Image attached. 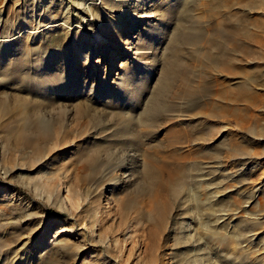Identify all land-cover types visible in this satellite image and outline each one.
<instances>
[{"label":"rangeland","instance_id":"374dc122","mask_svg":"<svg viewBox=\"0 0 264 264\" xmlns=\"http://www.w3.org/2000/svg\"><path fill=\"white\" fill-rule=\"evenodd\" d=\"M92 6L0 0V264H264V0Z\"/></svg>","mask_w":264,"mask_h":264},{"label":"bare ground","instance_id":"6f19581e","mask_svg":"<svg viewBox=\"0 0 264 264\" xmlns=\"http://www.w3.org/2000/svg\"><path fill=\"white\" fill-rule=\"evenodd\" d=\"M76 3H78L79 5H82L84 8H88L89 10H91V8L93 7L92 6V0H74ZM109 0H103V3H107ZM155 0H151V2L153 3ZM101 13H102V15H105V14H107L105 11H103V10H101ZM91 16V15H90ZM109 16V15H108ZM99 17V16H98ZM130 27V25L129 26H127L126 28H129ZM141 37V36H140ZM147 40H144L141 44H140V46H138V49L142 46H146L147 45ZM141 47V48H142ZM208 59V58H207ZM231 90V89H230ZM232 90H234V89H232ZM226 91H228V90H226ZM225 91V93L227 94V92ZM234 91H236V90H234ZM232 93V92H231ZM227 94V98H229L230 97V99L232 98V99H234V100H236L235 98H237L238 96H239V94L237 95V93H234V94ZM249 93V92H248ZM224 94V93H223ZM225 94V95H226ZM229 96V97H228ZM254 96H255V94H251L250 95V97L249 96H247V95H242L241 96V98L239 99H237L238 101L239 100H241L242 99V101L243 102H245L248 106H249V104H251L252 102H253V100H254ZM226 98V99H227ZM237 100L236 101H232L230 104L228 103V108H226V111H230V112H232L233 113V115H234V117L235 118H239V116L237 115L238 113H239V111H240V109H239V106H238V104H237ZM50 102V101H49ZM225 104V103H224ZM217 108H218V110H221V109H223V108H221L220 107V105H218L217 104ZM221 106H222V104H221ZM222 107H225L224 105L222 106ZM215 110V109H214ZM220 115V114H219ZM221 115H222V113H221ZM42 161V160H41ZM20 164V163H19ZM3 165V164H2ZM6 165V164H5ZM36 166V165H35ZM8 168V167H7ZM8 169H10V168H8ZM7 169V170H8ZM6 170V171H7ZM11 171V170H10ZM8 172V171H7ZM38 173H39V175H40V177H39V180L40 181H43V179H45V182H43V183H39V187L40 188H42V189H44V190H47L48 191V185H46L47 184V182H48V180H49V176L51 175V174H49V171L47 172L45 169H44V167L43 168H41V169H39L38 170ZM37 181H38V179H37ZM67 187V189H66V191H67V195H66V197H64V201H67L68 203H69V205L71 206V207H74L75 209L78 207V205H79V197H78V193L77 192H75V191H71V189L68 187V186H66ZM50 191V190H49ZM50 193H51V191H50ZM52 195V194H51ZM65 203V202H64ZM64 203H60L59 204V206L61 207V208H64V209H67V208H69V207H67V204L65 205ZM78 209V208H77ZM70 212V211H69ZM92 216H96V213H94ZM93 223H94V221H89V223H88V226H89V228H90V235H92V226H93ZM61 229H60V231H72L70 228H66V227H60ZM100 243H102L103 245H104V247L106 248L107 246H106V243H105V241H104V239H100V240H98ZM105 255V254H104ZM105 258L107 259L106 261H111V259H110V257H107L106 255H105ZM108 263V262H107ZM111 264H116V263H111Z\"/></svg>","mask_w":264,"mask_h":264}]
</instances>
